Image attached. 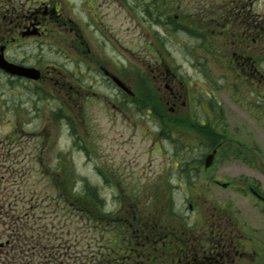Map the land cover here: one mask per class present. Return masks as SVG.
<instances>
[{"label": "flooded vegetation", "instance_id": "1", "mask_svg": "<svg viewBox=\"0 0 264 264\" xmlns=\"http://www.w3.org/2000/svg\"><path fill=\"white\" fill-rule=\"evenodd\" d=\"M260 6L261 0H0V53L38 69L41 77H13L1 68L0 74L31 91L45 80L57 82L73 120L82 104H111L141 120L164 118L151 107L163 104L167 115L178 119L188 102L200 97L181 73L186 64L209 72L216 39L222 44L223 67L260 94ZM176 36L186 43L181 61L170 64L168 39ZM205 95L201 101L209 104L210 94ZM111 175L109 182L101 177L111 186L110 198L100 196L113 201L106 226L112 235L98 242L96 264H264V240L233 214L228 198L200 193L197 201L188 200L186 214L166 188L126 192L118 173ZM251 189L257 191L254 185ZM259 194L251 196L264 205V194Z\"/></svg>", "mask_w": 264, "mask_h": 264}, {"label": "rangeland", "instance_id": "2", "mask_svg": "<svg viewBox=\"0 0 264 264\" xmlns=\"http://www.w3.org/2000/svg\"><path fill=\"white\" fill-rule=\"evenodd\" d=\"M260 8L264 18V0ZM184 43L178 36L168 39L170 64L181 61ZM221 50L216 39L214 66L204 72L210 80L186 64L181 74L200 97L188 102L180 118H168L192 122L189 111L193 109L197 122L208 121L224 140L212 168L202 166L197 184L189 187L178 176L177 148L185 145L190 158H204L212 150L207 145L211 141L198 130L182 124L165 126L153 118L141 120L131 111L117 112L111 104H82L85 107L75 111L74 121L85 150L71 136L74 115L66 117L68 106L60 105L63 97L57 82L45 80L31 91L0 74V264H92L98 242H106L112 231L98 229L96 220L88 218L86 209L83 212L84 202L75 197L82 198L87 183L110 198L111 186L102 182L98 167L110 178V172H117L126 192L142 186L148 187L146 192L150 186L151 192L166 188L186 214L190 213L188 199L197 201L199 193L228 198L233 214L256 228L264 240V205L256 203L249 189L254 184L264 194V76L260 94L256 87L234 80L235 72L223 67ZM262 69L264 74V53ZM52 86L56 99L47 93ZM205 92L210 94L209 104L201 101ZM211 178L230 185L215 186ZM106 203L111 211L113 201Z\"/></svg>", "mask_w": 264, "mask_h": 264}, {"label": "trees", "instance_id": "3", "mask_svg": "<svg viewBox=\"0 0 264 264\" xmlns=\"http://www.w3.org/2000/svg\"><path fill=\"white\" fill-rule=\"evenodd\" d=\"M156 109L157 112L162 113L163 110V106L161 105H154L152 106ZM169 117L166 116V118L164 117V119H166L165 124L172 123L175 125L177 124H182L183 127H187V129H195L198 130L200 133L203 134V136L205 138H207L208 140L211 141V144H207L208 147L210 148H223L224 147V140H220V136L218 133H216V131L214 130L213 127L210 126V123L207 121L206 124H201L197 121H185L184 120H171L168 119ZM163 121V120H162ZM196 122V123H194ZM166 126V125H165ZM176 127V126H175ZM72 133L75 136V145L81 147L82 149L86 150V146H84L83 141L81 140L79 131L75 128V126L72 123ZM170 131L167 130L165 131V135L166 136H170ZM206 139V140H207ZM178 149V150H177ZM177 150V160L179 163V170H178V176L184 181L183 185L185 187H189V186H194L197 184L196 182V177L198 176V171L199 169L204 166V159L200 158V159H194V158H190V151H188V148H186L185 145L178 147ZM194 163H196L197 165L194 166ZM99 172L105 177L106 181L109 182V177L100 169L98 168ZM86 185V189L82 192V194H88L89 199H85V198H81V202H84L82 206H84V210L86 209L88 214H90V218H95V219H101L103 222H110V215L109 213H106L105 211V207H104V200L100 197V192H99V188L97 187H92L90 186V184L85 183ZM80 198H78L77 200H79ZM85 199V200H84ZM108 250H110V248H108Z\"/></svg>", "mask_w": 264, "mask_h": 264}, {"label": "water", "instance_id": "4", "mask_svg": "<svg viewBox=\"0 0 264 264\" xmlns=\"http://www.w3.org/2000/svg\"><path fill=\"white\" fill-rule=\"evenodd\" d=\"M0 67L12 75L25 76L31 79H38L40 77L39 71L32 69V68L20 66L14 63H10L4 58L3 54H0ZM217 152H218V149L215 148L211 152L206 154V156L204 157L205 168H210L212 166ZM221 184L224 187L228 186L227 182H223Z\"/></svg>", "mask_w": 264, "mask_h": 264}]
</instances>
